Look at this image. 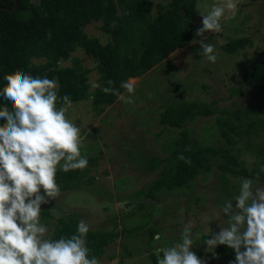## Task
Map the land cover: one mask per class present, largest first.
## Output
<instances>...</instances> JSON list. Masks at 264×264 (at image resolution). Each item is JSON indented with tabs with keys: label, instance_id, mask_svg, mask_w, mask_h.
I'll list each match as a JSON object with an SVG mask.
<instances>
[{
	"label": "rangeland",
	"instance_id": "obj_1",
	"mask_svg": "<svg viewBox=\"0 0 264 264\" xmlns=\"http://www.w3.org/2000/svg\"><path fill=\"white\" fill-rule=\"evenodd\" d=\"M153 14L156 5L166 0H150ZM37 4L38 0H31ZM236 14H228L222 19V30L205 33L206 43L214 45L217 54L215 63L206 60L202 49H197L200 37L195 35L201 27L198 13L207 14L213 4L220 0H197L194 11V24L191 42L180 48L149 72L132 81L134 92L125 91L122 95L130 98L125 103L117 97L115 103L105 106L100 114L91 109L90 98L72 102L66 113L81 128V154L87 159L95 157L96 163L90 167L89 175L94 176L92 185H82L79 189L60 192L55 201L42 205L52 217H42L41 223L48 229L50 238L58 217L76 213L90 230L115 232L116 237L99 258L100 264H152L162 258V249L175 246L181 240L183 227L191 222L193 251L205 250L211 254L214 264H229L234 251L218 255L215 249L203 247L202 238L219 227L228 226V219L221 209L226 201L234 200L239 194L242 177L228 175V190H224L221 173L214 163L207 174L199 175L191 187L175 192L159 191L154 197L146 194L134 198L133 193L146 189L159 178L162 167L154 170L146 168V160L152 157L166 158L168 143L179 137V130L163 127L158 123L160 113L171 102L214 103L217 116L200 117L185 124L190 135L199 143L217 144L222 138L216 130V117L221 110H248L244 122L264 120V91L244 87L241 74L248 67L264 60V0H236ZM98 23L85 28L88 36L98 38L104 44L107 37L98 29ZM246 37L250 44L236 54H226L222 45L231 39ZM199 58H197V56ZM40 63L39 60H32ZM77 62V63H76ZM77 65L81 70L88 69V81L99 84L95 62L80 49L70 55L60 66ZM233 153L244 162L248 169L258 165L257 146L264 145V129L252 130L250 135L238 137ZM86 180V179H85ZM264 184L254 180V188ZM142 225L139 231L133 230ZM159 228V239L148 240L147 230ZM208 238H211L210 236Z\"/></svg>",
	"mask_w": 264,
	"mask_h": 264
},
{
	"label": "trees",
	"instance_id": "obj_2",
	"mask_svg": "<svg viewBox=\"0 0 264 264\" xmlns=\"http://www.w3.org/2000/svg\"><path fill=\"white\" fill-rule=\"evenodd\" d=\"M166 1V4H157L153 14L150 0H38L37 4L31 0H0V91L7 83L4 76L15 70L33 76L46 75L58 81V96L69 95L72 102L90 98L91 109L100 114L118 97L101 90L109 86L108 80L114 82L111 87L123 94L126 90L120 88L122 81L140 78L176 50L190 44L197 0ZM93 22L99 24L98 29L107 37L104 44L85 33V28ZM249 44L250 40L246 37L231 39L222 45V50L226 54H236ZM77 49L95 62L101 87H95L91 93L88 81L90 70H81L77 65L60 66ZM197 49L200 47L197 46ZM33 59L40 63H33ZM241 79L244 87L263 92L264 60L245 69ZM62 103L61 100L58 107ZM4 105L11 108L10 102L0 97V106ZM216 112L214 103L197 101H174L164 107L158 123L178 129L179 137L168 143L166 158L155 156L146 160L149 171L162 167L159 178L146 189L133 193L134 198L145 194L154 197L163 190L175 192L188 189L199 175L207 174L217 160L215 165L222 174L220 180L224 190L229 187L228 175L251 178L264 184V171H261L264 157L258 158L255 168L248 169L233 153L237 144L233 135L243 137L250 135L252 130L260 132L264 129V120L244 122L248 114L246 108L242 112L221 110L216 117V130L225 145L222 146L221 141L213 145L199 143L195 136L190 135L185 124L200 117L217 116ZM257 153H264V145L257 146ZM180 155L189 158L191 163L178 159ZM95 163L96 158L92 157L88 158V166L84 169L58 170L56 180L60 192L92 185L94 176L89 175V170ZM42 217L45 220L52 216L43 210ZM55 222L51 239L76 234L79 218L71 212L58 217ZM140 229L142 225L133 230ZM159 232V228L151 226L147 230L148 241H153ZM115 237V232L89 230L86 236L89 258L95 256L99 260ZM204 239L202 244L207 248ZM229 250L223 245L215 248L218 255H224ZM196 254L205 259L206 264H214L212 255L205 250ZM151 261L157 264L154 256Z\"/></svg>",
	"mask_w": 264,
	"mask_h": 264
},
{
	"label": "clouds",
	"instance_id": "obj_3",
	"mask_svg": "<svg viewBox=\"0 0 264 264\" xmlns=\"http://www.w3.org/2000/svg\"><path fill=\"white\" fill-rule=\"evenodd\" d=\"M236 10V0H220L207 14L198 13L202 26L195 35L200 39L193 41L199 43L207 61L215 63L217 54L214 45L205 42V33L220 32L222 19L234 16ZM4 80L7 83L0 97L10 102L11 108L0 106V264H100L95 256L89 258L86 236L90 228L84 220L78 222L76 234L51 239L46 238L49 229L40 219L42 205L60 195L57 171L88 166V159L81 154V128L66 115L72 105L70 96H58V81L46 75L15 70ZM113 83L108 80L109 86L101 90L131 103L119 89L111 87ZM120 88L134 92L128 81H122ZM178 159L191 163L183 155ZM239 183V194L221 209L228 226L211 231L203 243L207 249L220 245L232 249L235 255L229 264H264V186L254 188L251 178ZM159 238L157 234L155 239ZM193 245L188 222L180 242L162 249L157 264H206L192 250Z\"/></svg>",
	"mask_w": 264,
	"mask_h": 264
}]
</instances>
